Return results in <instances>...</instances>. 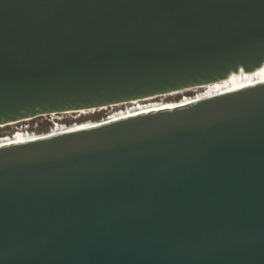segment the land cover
Here are the masks:
<instances>
[{"label":"water","instance_id":"95a60500","mask_svg":"<svg viewBox=\"0 0 264 264\" xmlns=\"http://www.w3.org/2000/svg\"><path fill=\"white\" fill-rule=\"evenodd\" d=\"M264 69V0H0V125ZM0 264H264V82L0 147Z\"/></svg>","mask_w":264,"mask_h":264},{"label":"rangeland","instance_id":"374dc122","mask_svg":"<svg viewBox=\"0 0 264 264\" xmlns=\"http://www.w3.org/2000/svg\"><path fill=\"white\" fill-rule=\"evenodd\" d=\"M218 89L222 91L224 86L206 87L196 90H184L174 94L158 95L157 97L147 100L143 99L130 103L107 106L106 109L100 108L96 110L95 113L91 114H81L80 111H66L64 113L61 112L54 115H43L35 118L23 119L13 123L0 125V142L6 143L11 141H20L32 136L41 135L54 128L56 123H58L59 126L62 125V127L75 128L76 125L79 127L82 125H92L104 121L117 120L129 113L135 114L148 109L186 102L188 99L192 100L196 97L206 95V93L210 95V93H214V90L218 91ZM25 130L29 133L18 134L15 137L11 136L19 131Z\"/></svg>","mask_w":264,"mask_h":264},{"label":"bare ground","instance_id":"6f19581e","mask_svg":"<svg viewBox=\"0 0 264 264\" xmlns=\"http://www.w3.org/2000/svg\"><path fill=\"white\" fill-rule=\"evenodd\" d=\"M261 82H264V69L256 71V72H253V73L241 74V75H237V76H231L229 79L222 80V81L215 82V83H210V84L199 86V87H191V88H187V89H183V90H179V91H172V92H169V93L161 94V95H166V94L168 95V94H174L176 92H181V91H184V90H196V89L206 88V87H216V86H222L223 87L224 86V89H222V91H220V89H218V91L214 90V93H210V95H208V93H206V95H203V96H200V97H196L195 99H192V100L188 99V101H186V102H180V103H177V104L175 103V104L166 105V106H163V107H157V108H153V109H148V110H145V111H142V112H138V113H135V114H130L129 113L128 115H126V116H124V117H122L120 119H117V120L104 121V122H100V123H96V124H92V125H82V126H79V127H78V125H76L75 128L74 127L66 128V127H61L59 125H56V127L52 128L51 130H49L47 132H44L41 135L32 136L30 138H26V139L20 140V141H11V142H6V143L0 142V147L13 145V144H18V143H23V142H27V141H32V140L40 139V138H43V137L52 136V135H58V134L67 133V132H71V131L85 130V129L93 128V127H96V126H99V125H103L105 123L119 121V120H122V119H126V118H129V117H133V116H136V115L149 113V112H153V111L172 109V108L179 107V106H182V105H185V104H188V103H192V102H195V101H198V100H202V99H206V98H210V97H215V96H218V95L226 94V93H229V92H232V91H235V90H238V89H242V88H245V87H248V86H252L254 84H258V83H261ZM157 96L158 95L147 97V98H144V100L151 99V98H154V97H157ZM138 100H143V99H138ZM138 100H132V101L122 102V103H118V104L130 103V102H134V101H138ZM114 105H116V104H114ZM106 107L107 106L94 108V109H81V110H77V111H80L81 114H91V113H95L96 110H98L100 108L106 109ZM62 113H64V112H62ZM50 115H54V114H50ZM27 119H29V118H27ZM10 123H13V122H10ZM6 124H8V123H6ZM2 125H5V124H2Z\"/></svg>","mask_w":264,"mask_h":264},{"label":"built area","instance_id":"2783aa9c","mask_svg":"<svg viewBox=\"0 0 264 264\" xmlns=\"http://www.w3.org/2000/svg\"><path fill=\"white\" fill-rule=\"evenodd\" d=\"M56 125H58V123H56L55 125H54V127H56ZM61 127H62V125H60ZM27 133H29L27 130H25V131H19V132H17L16 134H12L11 136L12 137H15L16 135H18V134H27ZM1 141V140H0Z\"/></svg>","mask_w":264,"mask_h":264}]
</instances>
